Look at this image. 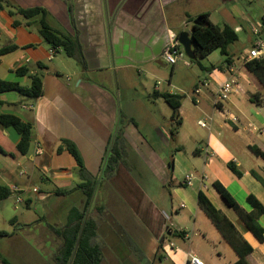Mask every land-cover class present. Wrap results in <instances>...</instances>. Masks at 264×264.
<instances>
[{"label":"crops","instance_id":"obj_1","mask_svg":"<svg viewBox=\"0 0 264 264\" xmlns=\"http://www.w3.org/2000/svg\"><path fill=\"white\" fill-rule=\"evenodd\" d=\"M235 1L0 0V48L16 47L0 57V79L28 88V76L14 74L15 69L24 67L29 74H40L42 80V95L36 100L16 92L0 94V114L14 115L31 124L26 155L17 150V133L0 126V185L17 189L0 202V232L5 233L0 242L16 234L30 240L17 264L41 260L44 255L51 264L60 241L48 226L63 228L81 213L84 220L96 222L97 242L103 253L101 264H143L145 245L151 248L157 264H187L188 254L204 264H234L237 256L197 206L199 192L251 246L248 262L264 264V242H256L243 229L213 188V183H219L246 212L251 211L246 203L248 195L264 207V189L250 174L255 171L264 176V161L248 150L257 147L264 153V91L243 67L252 36L240 24L248 27L255 18L237 10ZM258 1L264 9V0ZM9 4L21 9L43 8L53 29L79 42L85 68L64 53L55 57L60 51H52L39 35L40 17L25 20L10 15L13 10ZM202 14H208L214 25L233 28L246 47L239 57L231 54L230 65L205 71L206 82L194 87L189 98L193 105L181 103L182 124L177 134L171 138L165 133L176 145L169 158H161L137 130L136 116L141 113L129 110L126 102L121 108L120 95L125 90L122 79L135 74L141 78L144 72V85L140 87L151 104L148 110L143 108L145 116L151 118L155 107L162 118L170 120L167 104L148 99L155 90L165 91L154 83L147 90V82L160 70L158 67L167 65L161 54L168 34L187 32L191 37L189 20ZM227 81L233 83L232 93L227 101L214 104L218 86ZM256 94L260 106L250 101V96ZM202 119L207 128L198 126ZM123 120L126 124L122 128ZM118 127L122 128L129 157L132 152L145 161L155 185L168 195L164 200L152 198L122 165L110 178H101L102 164ZM62 140L75 145L90 180L95 181L88 204L79 188L85 180L75 160L65 150L57 152ZM185 144L194 147L191 157L185 153ZM228 163H233L240 178L227 169ZM190 177L191 185L186 186L184 181ZM19 205L26 211L21 212ZM38 207L41 210L36 212ZM96 208H102V212L97 213ZM258 223L264 230V217ZM133 247L142 253L141 258ZM5 251L0 248V257L8 261Z\"/></svg>","mask_w":264,"mask_h":264},{"label":"trees","instance_id":"obj_2","mask_svg":"<svg viewBox=\"0 0 264 264\" xmlns=\"http://www.w3.org/2000/svg\"><path fill=\"white\" fill-rule=\"evenodd\" d=\"M13 12L10 15H20L25 20L40 17L39 35L52 51H61L65 56L77 63L82 69L85 68V60L82 54L81 46L74 37L61 34L53 29L47 21V12L41 7H33L29 9H21L13 5H8ZM0 2V8H1ZM69 21L73 26L71 9H68ZM208 14H202L195 19H190L191 39L194 43L193 53L194 59L190 60L192 64H197L198 59L207 58L211 53L219 50L220 55L225 58L224 64L230 65L232 56L228 52V48L238 41V37L233 28L228 25L217 26L209 21ZM16 26L17 23H14ZM261 26L264 28V19H261ZM16 50L15 46H6L0 48V57L12 53ZM40 67V66H39ZM245 70L252 75L262 90L264 91V59L250 60L243 63ZM42 69V68H41ZM211 69H215L211 67ZM14 74L18 77L28 76L30 84L28 88H22L17 83L7 82L0 79V94L7 92H16L19 95L30 100H36L42 95V80L40 74H29L26 68H17ZM148 99L156 101L162 100L171 109L169 136L174 138L181 127L182 121L180 116V107L183 96L177 94H169L168 92L153 91ZM250 101L257 106L261 105L259 95L250 96ZM0 126L13 129L19 136L17 150L21 155H26L29 150L31 140V124L24 123L18 117L8 114H0ZM67 151L75 160L80 176L85 180L79 186L87 199V204L92 198L95 181L90 180L82 159L73 143L68 140H62L57 152ZM248 150L255 157L264 161V153L257 147H248ZM126 156V144L122 136V128L118 127L116 135L109 147V153L104 162L102 176L110 178L119 165L125 166L124 158ZM227 169L237 178L241 173L236 169L233 163L227 164ZM264 173V170H263ZM251 176L264 188V176L259 175L255 171L250 172ZM213 188L218 193L225 205L234 213L238 222L243 229L249 233L256 242H264V230L259 225L258 220L264 217V207L252 196L246 197V203L251 207V211L246 212L229 195V193L217 182L213 183ZM63 194V193H62ZM11 195L10 190L0 185V202L6 200ZM197 206L212 223L222 239L228 244L235 253L238 260L234 264H250L247 257L251 254V246L243 239L236 229L235 225L220 211L217 210L206 196L199 192L197 195ZM97 213L102 212V208H96ZM14 219L10 221L12 224ZM59 239L60 245L53 253L51 264H101L103 260L102 247L97 242L96 222L87 218L84 220V213L78 214L67 226L59 229L48 226ZM0 236L5 233L0 232ZM134 252L141 258L142 253L135 247ZM2 264H10L8 261L0 257Z\"/></svg>","mask_w":264,"mask_h":264},{"label":"rangeland","instance_id":"obj_3","mask_svg":"<svg viewBox=\"0 0 264 264\" xmlns=\"http://www.w3.org/2000/svg\"><path fill=\"white\" fill-rule=\"evenodd\" d=\"M234 5H236L235 7L241 13H248L249 15L254 16L255 21L258 24H261V16L264 14V9L258 0H254L253 2H251V0H236ZM234 22L235 19L233 20V23ZM240 22L241 21H239V23ZM219 24H221V22H219ZM240 24H242L244 28H248L245 23ZM188 28L190 29V27ZM245 47L246 45L245 43H243L242 39L238 38V41L228 48V52L230 55L233 53L235 56L239 57ZM61 54L63 55V52L60 51L58 52V54L55 55V57ZM224 60L225 58L220 55L219 50H216L207 58L198 59L200 65L199 67L197 64H192L191 61L183 55V61L187 62L189 66H185L182 61L174 65L172 71V67L170 65L158 67V69L160 70L152 78L148 79L149 82H147V90L150 88V86L152 88L153 83L154 85L156 83H159V86L157 88L164 90L165 92L171 91L177 95L183 96L182 102L184 101L186 106L191 107L193 103L192 101H190L189 98L191 97L193 88L197 85L200 86L201 82H206L203 76L206 70L211 71V67H214L215 69L222 67V65L224 64ZM144 74L145 73L142 72L141 78H138L137 74H135L131 75L130 77L129 75H125V77L122 79L121 85L125 87V90L121 91L120 95L122 101L121 108L123 110L124 102H126V105L128 106L129 110H131L132 112L137 111L141 113L140 115L137 114L136 116L138 126L137 130L142 132L144 136L148 138L149 143L153 146L155 152L157 151L159 153V156L161 158L167 156L169 158L170 153H172L173 150L172 147L176 145L174 140L170 141L168 137L165 136L166 132L169 135L170 122L169 120L162 118L159 115V109L155 107L151 111V118H149L150 115L147 116L146 114L145 116L144 109L146 108L148 110L147 107H151V104H148V102L146 101L147 97H145V92L140 87L141 85H144ZM125 124L126 123L124 120L120 123L122 128ZM184 148L186 155L188 157H191L194 147L192 145L185 144ZM108 153L109 151L105 156L103 164L106 160V157L108 156ZM124 161L126 167H123L127 171L131 172V175L136 181V183H138L145 192L149 193L152 198L156 197L164 200L168 197L166 192L162 191L161 187L155 185L154 177L152 176L148 165L143 159L140 158L139 155L131 152V155L129 157L128 150H126V156L124 158ZM102 169L101 178L108 179L102 176ZM149 189L152 190L149 191ZM19 208L21 209V212L23 210L26 211V209L20 205ZM35 210L36 212H38V210H41V207H38ZM5 241L6 242L3 243L0 242V248L6 250L5 258L9 262L17 264V262H19L18 256H22L23 253H26L24 250L26 249V245L28 244V242H30L29 238L21 236L20 234H18L17 236L16 234L11 240ZM144 248V255L146 259L143 264H157V261H154L151 248L148 245H145ZM49 262L50 260L46 259L44 255L41 260L35 259L34 261L28 262H25L23 260L21 261V264H48Z\"/></svg>","mask_w":264,"mask_h":264},{"label":"built area","instance_id":"obj_4","mask_svg":"<svg viewBox=\"0 0 264 264\" xmlns=\"http://www.w3.org/2000/svg\"><path fill=\"white\" fill-rule=\"evenodd\" d=\"M249 32L252 36V44L250 50L246 53L243 58V62L250 60H260L264 59V37L262 36V26L258 24L255 20L249 21L248 24ZM168 42L165 48L162 51L161 58L167 64L173 67L178 62L183 61V55L185 56L182 48L180 47L177 36L172 33L168 34ZM185 66H189L187 62H184ZM159 83L155 84V87H158ZM233 83L232 81H227L218 86L215 97L214 104L219 102L227 101L229 95L232 93ZM196 92V91H195ZM198 126L201 128H207V122L205 119L198 121ZM37 153L40 152V149L37 148ZM186 186L191 185V177L186 178L184 181ZM10 192H16L17 189L15 187H9ZM35 191V190H34ZM187 264H204L201 260H199L196 256L192 254L187 255Z\"/></svg>","mask_w":264,"mask_h":264},{"label":"water","instance_id":"obj_5","mask_svg":"<svg viewBox=\"0 0 264 264\" xmlns=\"http://www.w3.org/2000/svg\"><path fill=\"white\" fill-rule=\"evenodd\" d=\"M177 41L182 48L185 56L189 60L194 59L193 47L194 43L187 32H182L177 35Z\"/></svg>","mask_w":264,"mask_h":264}]
</instances>
